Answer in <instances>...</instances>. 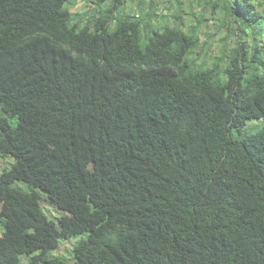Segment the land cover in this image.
Instances as JSON below:
<instances>
[{"label":"trees","instance_id":"1","mask_svg":"<svg viewBox=\"0 0 264 264\" xmlns=\"http://www.w3.org/2000/svg\"><path fill=\"white\" fill-rule=\"evenodd\" d=\"M96 1L0 0V264H264L262 3L211 0L237 38L203 68L180 3L141 44Z\"/></svg>","mask_w":264,"mask_h":264},{"label":"rangeland","instance_id":"2","mask_svg":"<svg viewBox=\"0 0 264 264\" xmlns=\"http://www.w3.org/2000/svg\"><path fill=\"white\" fill-rule=\"evenodd\" d=\"M254 5L258 7L262 3L264 9V0H253ZM70 11L76 16V19L85 20L92 16L102 13L109 6V3H105L102 6L97 4L96 0H71ZM181 5L182 17L181 21L184 22L185 29L190 26H194L197 21H200L201 26L196 34L199 39V43L203 45V50L198 53L190 52L188 56V62H192L197 66L203 68H211L215 62L222 57L224 52L227 56L234 54L235 41L237 34H230L229 17L224 15L221 9L212 11L211 0H127L126 4L121 9L122 15H136L140 5L143 6L144 12L150 17L147 19V23L143 26L141 32V44L146 41V34L149 26H158L159 29L170 25L178 13V5ZM100 11V12H99ZM226 17V19H225ZM229 23L227 26H223L222 23ZM158 23V25H153ZM232 26V25H231ZM115 24H111L110 29H114ZM250 38V37H248ZM263 124V120L249 121L247 123V131L255 133ZM13 164V161L9 158H0V170L2 168L9 167ZM46 215L52 218H58L57 213L48 207L43 205ZM75 239L68 242H63L57 251L51 255L65 257L70 260V248ZM70 264H76L71 261Z\"/></svg>","mask_w":264,"mask_h":264}]
</instances>
